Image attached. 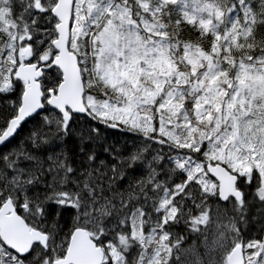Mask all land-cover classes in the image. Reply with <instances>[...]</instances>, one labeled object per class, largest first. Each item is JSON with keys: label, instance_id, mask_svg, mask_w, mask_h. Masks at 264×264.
<instances>
[{"label": "snow or ice", "instance_id": "snow-or-ice-1", "mask_svg": "<svg viewBox=\"0 0 264 264\" xmlns=\"http://www.w3.org/2000/svg\"><path fill=\"white\" fill-rule=\"evenodd\" d=\"M0 264H264V0H0Z\"/></svg>", "mask_w": 264, "mask_h": 264}]
</instances>
